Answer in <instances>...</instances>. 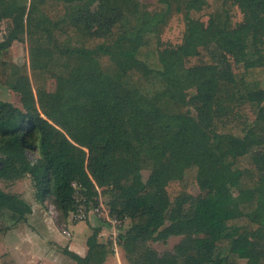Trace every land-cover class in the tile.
<instances>
[{
    "label": "trees",
    "instance_id": "trees-1",
    "mask_svg": "<svg viewBox=\"0 0 264 264\" xmlns=\"http://www.w3.org/2000/svg\"><path fill=\"white\" fill-rule=\"evenodd\" d=\"M61 1L80 0H30L28 8L0 0V21L8 22L0 55L26 37L38 49L29 68L56 75L59 99L34 93L26 64L0 58V83L22 105L0 101V181L30 177L34 199L51 198L63 221L74 209L75 182L87 206L100 195L111 218L128 221L115 240L99 241L100 228H92L83 257L63 248L75 264H108L115 247L125 264H264V94L246 79L262 51L264 0H223L206 25L188 16L206 0H166L168 10L185 12L187 27L183 42L165 50L161 16L127 31L119 25L125 0H90L71 4L59 25L51 14ZM196 32L208 35L202 49L212 58L185 67L200 52L191 42ZM229 58L243 64V77L234 76ZM238 113L242 136L217 131L223 116ZM172 181L196 182L201 193L171 198ZM29 212L20 195L0 188V215L19 222ZM170 237L181 239L166 254L149 245Z\"/></svg>",
    "mask_w": 264,
    "mask_h": 264
},
{
    "label": "rangeland",
    "instance_id": "rangeland-1",
    "mask_svg": "<svg viewBox=\"0 0 264 264\" xmlns=\"http://www.w3.org/2000/svg\"><path fill=\"white\" fill-rule=\"evenodd\" d=\"M23 1L25 2L26 8H28L30 0ZM89 2L90 0H80L71 2V4H84L85 6H88ZM71 4L61 1L58 5V11L51 14L52 18L56 19L59 25H62V23L67 22L69 19ZM90 6L94 8L95 4H91ZM222 10L223 0H206V4H204L200 9L190 10L188 12V16L194 20H199L204 25H206L208 18L212 13ZM155 15L161 16V20L157 23L159 49H173L179 46L184 40L187 27V16L185 12L179 13L174 9L168 10L166 0H125L119 25L124 30L132 31L140 24L142 18H151ZM240 19V13L237 12L234 20L238 22ZM7 23V20L0 21V40L3 39V36L6 32ZM259 32L262 40V51L259 56L252 57L253 60H256V67L253 69V71L247 74L246 79L250 90H261L264 94V21L259 24ZM191 42L193 46H200V52L195 57L192 56L189 59H185V67H194L210 62L212 56L210 57L208 52L205 49H202L203 46L210 43L208 35L204 32H196L192 34ZM249 47L250 51L254 52L253 45L250 44ZM37 52L38 49L34 47V45H31L25 37L22 42H13L7 51L1 53L0 58L18 65L26 64L29 69L28 74L34 93L36 91H43L47 93L49 99H52V103L57 104V100L59 99L54 94L56 87V75L52 71L42 69L32 70L29 68L30 58L37 56ZM229 62L231 64V70L234 76L236 78L243 77L245 70L243 64L236 63L231 58H229ZM194 92V89H189L187 94L190 96L194 94ZM0 101L9 102L12 105L22 109L19 95L13 92L7 85L2 83H0ZM262 104H264V100ZM184 112L190 114L195 119L196 113L189 106L185 107ZM223 119L224 121L219 124V128L217 130L218 132L232 133L242 136L244 117L241 114H229L227 116H223ZM252 151L257 152L259 151V148L253 147ZM27 157L32 161L36 158V155L33 153H28ZM141 174L144 181H146L150 175V173L145 170L142 171ZM0 188L5 192L20 195L30 206V212L27 215L26 221L17 222L11 220L8 215H0V239H3L4 234L6 235L8 232H48L46 228L48 224L55 225L56 231L62 232L64 229V223L63 220H61L58 211L55 209L52 199L48 198L43 204L38 203L34 199V192L30 177L25 176L22 179L14 182L0 181ZM166 189L171 198H175L178 195H181V193L188 194L192 197L201 193V190L196 182H191L187 185V187L182 188L179 182L172 181L168 184ZM232 192L233 195L236 196L238 194L237 188H232ZM98 200L106 208L105 203L107 202V198L99 195L97 197V201ZM84 221H86V219ZM100 222L108 225V223L103 220V218H101ZM76 223L78 222L68 224L67 228L69 229L70 226H73ZM128 224V221L125 220L118 230L121 228L123 231L124 228L128 226ZM107 227L108 231H106V234H109V232H112V230L109 225ZM115 235H118V231L115 233ZM106 236L100 237V240L105 241L107 238ZM180 239L181 237H170L165 242H150L149 245L159 254H166L172 251L174 245L177 244ZM66 240L70 239L66 238ZM57 252L59 254H63L61 250H58ZM2 253L3 251L0 250V258H3L4 256ZM123 255L124 253L121 247H115L114 254L108 259V264H125L123 262ZM64 259L71 261L66 255L64 256ZM245 263V260H240V264ZM72 264H74V261Z\"/></svg>",
    "mask_w": 264,
    "mask_h": 264
},
{
    "label": "crops",
    "instance_id": "crops-1",
    "mask_svg": "<svg viewBox=\"0 0 264 264\" xmlns=\"http://www.w3.org/2000/svg\"><path fill=\"white\" fill-rule=\"evenodd\" d=\"M103 220L112 230L109 234H106L108 225L100 222L101 217L93 214H90L86 221L70 226L69 231H72L70 237L56 231V226L51 224L46 227L48 232H40L41 234L39 232H8L4 234L3 239H0V250L4 254L3 258H0V264H72L73 261L70 258L72 262L64 259L65 255L57 251L67 248L83 257L86 253V239L92 228H100L99 241H101L100 237L106 235V240H115V233L119 226L113 227L106 219ZM65 237L70 240H66Z\"/></svg>",
    "mask_w": 264,
    "mask_h": 264
},
{
    "label": "built area",
    "instance_id": "built-area-1",
    "mask_svg": "<svg viewBox=\"0 0 264 264\" xmlns=\"http://www.w3.org/2000/svg\"><path fill=\"white\" fill-rule=\"evenodd\" d=\"M71 187L73 188V201H74V209L69 214L67 219L63 221L62 233L66 237H70L71 233L67 228L68 224L75 222H82L89 217L90 214L97 215L103 219H106L109 223L112 224L113 227L120 226L121 222L115 218H111L108 214L107 208L103 206L101 202L98 200V204L94 207L87 206V199L84 194L81 192L79 185L75 182L71 183Z\"/></svg>",
    "mask_w": 264,
    "mask_h": 264
},
{
    "label": "water",
    "instance_id": "water-1",
    "mask_svg": "<svg viewBox=\"0 0 264 264\" xmlns=\"http://www.w3.org/2000/svg\"><path fill=\"white\" fill-rule=\"evenodd\" d=\"M2 168V164L0 163V169Z\"/></svg>",
    "mask_w": 264,
    "mask_h": 264
}]
</instances>
